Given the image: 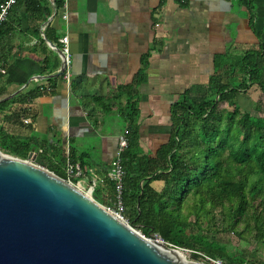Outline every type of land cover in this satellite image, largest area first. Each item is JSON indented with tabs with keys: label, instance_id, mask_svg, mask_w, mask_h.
Wrapping results in <instances>:
<instances>
[{
	"label": "crops",
	"instance_id": "obj_1",
	"mask_svg": "<svg viewBox=\"0 0 264 264\" xmlns=\"http://www.w3.org/2000/svg\"><path fill=\"white\" fill-rule=\"evenodd\" d=\"M254 3L252 18L235 0H69L68 20L61 11L49 24L60 43L69 41V87L55 77L62 57L42 43L48 6L40 19L19 1L1 29L8 88L0 99L25 84L21 94H41L23 106L25 116L20 104L0 111V124L37 154L40 148L72 153L86 184L95 180V191L110 198L107 173L130 124L123 89L144 71L137 87L138 144L140 155L153 156L172 134V107L191 88L210 84L216 57L259 49L255 30L264 38V0Z\"/></svg>",
	"mask_w": 264,
	"mask_h": 264
},
{
	"label": "trees",
	"instance_id": "obj_2",
	"mask_svg": "<svg viewBox=\"0 0 264 264\" xmlns=\"http://www.w3.org/2000/svg\"><path fill=\"white\" fill-rule=\"evenodd\" d=\"M23 1L40 19L48 6L50 16L47 0L45 4L42 0ZM235 1L253 18L254 0ZM63 3L55 0L57 14L63 10ZM255 32L260 41L258 50L237 57L229 52L217 56L210 84L191 88L174 104L170 139L153 156L140 155L138 144L137 87L145 80L144 71L123 89L127 98L124 113L130 121L124 134L129 145L123 154L124 203L130 224L146 237L159 235L179 248L227 264H264L262 259L253 261L250 253L240 251L231 241L233 236L248 244L264 245V38L263 32ZM45 33L62 48L53 28L49 26ZM6 62L0 57V97L7 94L8 82L2 73ZM254 87L261 95L253 115L242 112L238 99ZM40 94H20L1 103L0 111L20 104L18 113L25 116L23 106ZM50 149L40 148L42 153L38 150L35 163L66 180L65 153ZM0 150L26 160L32 145L5 132L0 124ZM70 158L76 162L72 153ZM108 181L110 198L93 192V198L104 206L114 198L113 183ZM156 182L162 183L161 189L154 187Z\"/></svg>",
	"mask_w": 264,
	"mask_h": 264
},
{
	"label": "water",
	"instance_id": "obj_3",
	"mask_svg": "<svg viewBox=\"0 0 264 264\" xmlns=\"http://www.w3.org/2000/svg\"><path fill=\"white\" fill-rule=\"evenodd\" d=\"M49 1L51 15L41 33L62 57L59 77L65 56L46 37L57 13L55 0ZM37 156L32 150L22 160L0 150V264H197L171 243L146 239L94 198L37 165Z\"/></svg>",
	"mask_w": 264,
	"mask_h": 264
},
{
	"label": "built area",
	"instance_id": "obj_4",
	"mask_svg": "<svg viewBox=\"0 0 264 264\" xmlns=\"http://www.w3.org/2000/svg\"><path fill=\"white\" fill-rule=\"evenodd\" d=\"M19 1L20 0H0V26L8 22L12 10L18 4ZM68 2L69 0H64L63 3L62 19L65 21L68 20ZM61 44H62V48L60 49L62 50L65 56V58H63L65 71L62 74V77L67 83V85L70 87L71 78H72V73H71L72 60H71L68 38H63L61 40ZM128 145L129 142L127 137L125 135L120 136L117 156L115 160L112 162L111 168L107 173V178L113 183L114 186V198L110 205H106V206L102 205V206L118 220H120L127 226L133 227L126 216V207L124 203V180L126 177V169L123 163V154L128 149ZM39 153H42V150H39ZM64 170L67 176L66 180L70 184H72L73 186H75L76 188H78L79 190H81L82 192L93 198V192L97 187V182L93 180L90 183L86 184V182L84 181L85 171L83 167L79 163L73 162L71 160L69 152H67L66 154ZM136 231L150 241L157 240L159 242H166L159 235H153L155 236L154 238L153 236L146 237L139 230L136 229ZM181 251L183 254L184 252L190 253L194 262L197 264H227L222 259L214 258L206 254H203L201 252L185 250L182 248Z\"/></svg>",
	"mask_w": 264,
	"mask_h": 264
},
{
	"label": "rangeland",
	"instance_id": "obj_5",
	"mask_svg": "<svg viewBox=\"0 0 264 264\" xmlns=\"http://www.w3.org/2000/svg\"><path fill=\"white\" fill-rule=\"evenodd\" d=\"M261 95L260 89L254 87L250 92L247 94H242L239 99V105L241 106L242 112H249L251 114H257V102L259 100V97ZM225 108L230 109L229 107L225 106ZM85 180V179H84ZM231 241L234 246H237L238 249L244 253H250L253 257V261H260L261 259L264 260V245L262 244H248L244 241H239L235 237H231ZM258 251V252H256ZM184 257L187 261L194 262L193 258L191 257L190 253L184 252Z\"/></svg>",
	"mask_w": 264,
	"mask_h": 264
}]
</instances>
